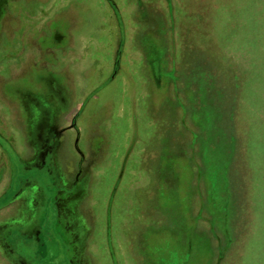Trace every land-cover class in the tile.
I'll use <instances>...</instances> for the list:
<instances>
[{"label": "rangeland", "instance_id": "rangeland-1", "mask_svg": "<svg viewBox=\"0 0 264 264\" xmlns=\"http://www.w3.org/2000/svg\"><path fill=\"white\" fill-rule=\"evenodd\" d=\"M42 1L8 0L13 10L8 7L0 26L6 58L15 53L20 64H40L56 81L67 78L61 89L50 84V76L41 80L37 93L47 92L48 99L38 103L46 114L22 84L27 70H5V62L0 64L7 71L0 84L8 85L0 114L13 119L7 100L15 98L30 138L43 148L60 144L53 162L48 153L33 159V150L20 157L15 146L24 147V130L10 142L0 135V221L10 219L15 224L9 230L18 229L11 232L14 254H26L31 264H77L70 255L79 241L72 243L70 223L64 227L70 215H58L57 196H66L57 193L58 176L65 184L78 176L74 189L84 188L85 198L100 207L114 189L108 168L123 159L111 206L115 235L134 216L149 225L144 247L138 231L132 233L133 248L140 249L135 264H147L146 255L151 264H264V0H113L126 43L111 81L106 74L116 53L118 59L122 36L108 2L47 0L51 6L54 1L53 15L44 19L45 27H35V7ZM24 9L32 11L29 17L19 13ZM17 19L27 29L17 27ZM20 32L21 47L12 42ZM67 42L72 44L63 52ZM51 50L58 56L52 68ZM93 87L99 91L84 115L90 136L101 140L95 153L103 155L93 168L101 171L94 180L86 170L94 150L73 141L62 151L65 136L72 135L64 120L68 108L76 94ZM92 106L97 113L91 114ZM81 127L82 121L69 126L75 136ZM168 132L170 144L194 141L192 158L185 146L183 153L166 146ZM155 155L161 156L156 166L149 158ZM91 205L90 211L101 216L102 209Z\"/></svg>", "mask_w": 264, "mask_h": 264}, {"label": "flooded vegetation", "instance_id": "flooded-vegetation-1", "mask_svg": "<svg viewBox=\"0 0 264 264\" xmlns=\"http://www.w3.org/2000/svg\"><path fill=\"white\" fill-rule=\"evenodd\" d=\"M103 1L108 2L109 6L111 7V11L113 12L114 17H116L115 20H116V23L118 25V31L120 32V35H119V38H120L121 27H120V22L118 20L117 15L120 16L119 18L121 19L122 22H123V19H122L121 14H120L119 7L115 3V1H113V0H110V1L109 0H103ZM44 6L49 7L50 10L46 9V10L39 11ZM8 7H9V10H13V8L10 7L8 0H0V26L4 20L2 18L8 12ZM53 7H54V1H53V6H51L47 0L42 1V5L40 6V8L35 7V9H37V12H38V13H36L37 16H34V18H35L34 23L36 24L35 27L38 24H40L41 27L46 26L44 24V19H48V18L52 17ZM30 12H32V11L29 9H24V12L21 11L19 13L20 14L21 13L27 14V17H29L28 14ZM25 19H27V18H25ZM17 20L18 21L15 22L17 27H19V28L23 27L22 29H27V28H24V24L19 19H17ZM38 27H39V25H38ZM122 27H123V24H122ZM125 37H126L125 29H123V39L121 40L122 47H121V50L119 51L118 63H116L117 62L116 61L117 53H116L114 61L112 62V68H111L112 72L109 74H106V79H110V81L115 79L116 75L119 73V70L121 68V57H122L124 45L126 43ZM12 38L15 39V41L13 40L12 42L13 43L14 42L19 43V46L21 47L20 39L23 38L22 32H20V34L18 36H15V35L12 36ZM8 44H9V46H11V43H8ZM71 44L67 42V45H66V43H64V46L65 45L66 46L63 47V52H64V49L66 47L70 46ZM74 44H78V42L74 43ZM12 46H14V45H12ZM4 47H6V46L4 45L3 48H1L2 50L0 49V64L5 62L3 64L5 70L8 67L10 69H13V70H19V68H21L22 71L27 70V73H25V74L22 73L23 74L22 78H24V77L26 78V82H23L22 84L26 85L29 98L30 99H36V104L38 106H40L38 103V100L45 101V104H46L47 99H48V93L47 92L37 93V92L40 88L41 80H47L48 77L50 76L49 73L46 71V73L43 74L42 72L45 69L40 67V64H37V63H34V65L20 64V56L19 57L15 56V53H10L8 55L9 59L6 58L7 53L5 50L6 48H4ZM51 51L53 53L48 54L49 59H51V61L53 62V64L50 65V67L58 64V60L56 59L58 57L57 54L54 52V50H51ZM10 58H13V59L10 60ZM60 68L61 67L59 66L58 72L60 71ZM6 72L7 71H4L0 67V80L2 77H4L1 73H6ZM20 73L21 72H19L18 74H20ZM112 73H113V76L111 77ZM7 76L9 78V75H6V77ZM50 78H51V80H49L50 84L51 85L52 84L57 85V87H59V89H61L60 86L64 84V80L67 79V78L63 77L62 75L58 78V81H56L55 75L53 77L50 76ZM110 81H109V83H110ZM6 87H8L7 81H3L2 84H0V93H1L0 98L1 99H4L5 97L7 98ZM31 87H33V88H31ZM88 90H87V92H84L82 94H76L74 96V99H73V102L71 103L70 108H68V111H67V114H66L64 120L68 121L70 123L69 125H67V128H68L67 130L72 135L65 136L66 140L64 141L65 144L64 143L62 144V148H63L62 151H63V153H64V151L65 152L68 151V149H66L67 147H65L67 144H68L69 148L71 149L72 148L71 144H73V141L84 143V145H85L84 148H86V146L88 145L92 150H94V152L92 154L91 163L86 168V170L89 172V179L91 176V178L93 177V180H94L95 175L91 174V172L94 170L93 168L95 167L94 161L97 160V157L99 159L100 156L103 155V154H96L95 153L96 152L95 146L100 145L101 140L99 139V137H98L97 141L95 140L97 135L90 136L91 135V127L89 126V122H88L87 118L85 117L84 112H85V109L87 108L88 104L90 103V100L98 94L99 90H97L96 87H93L89 91ZM93 90H96L97 93L95 92L92 94V92H91L89 95V92L93 91ZM33 92H36V94H34ZM51 93H53V91H51ZM32 96L33 97L35 96V98H32ZM79 97H82V98H79ZM62 98H64V97H62ZM7 102H8V104H11V109L13 111V115H12L13 119H11V117H7L6 114H0V135L10 142L11 140H14V138H16L17 135L19 133H21L22 130H24V135L22 134V136L25 138L24 142H22L24 144V147L20 146V143L18 144V146H17V144L15 146V148H16L15 151L20 155V157L23 155L29 154L30 151L33 150L32 151V158L33 159L37 158V156L39 157V156H42L43 154L48 153V154L53 155V162H55L56 161V153H57V150H58L60 144L57 145V142H56L55 144H50V146L46 145L44 148H43V146H40L37 143V140L30 138V136L28 134V128L26 127L28 125H26L24 123L27 120V119H24L26 114L22 113L23 108H22V106H20L19 101L17 102V100L15 98H9L7 100ZM95 107H96V105H95ZM0 108H1V105H0ZM42 109L43 108L40 106L39 112ZM43 110H45V109H43ZM94 110H95V112H94ZM98 110L99 109L96 110L94 108V106H92V113L91 114H93V112L97 113ZM45 112H46V110H45ZM46 114H47V112H46ZM79 121H82L81 129H83V132L79 133L77 136H75L74 133L70 130L69 126H71L72 123H78ZM175 130H176V128L174 127V131ZM177 134H178L177 137H179L180 134H181L180 137H182L183 136L182 130L179 129V131H178V129H177ZM19 138L17 140H20ZM69 138L72 139L71 142H69ZM166 141H167V142H165L166 146H168L169 148L170 147H176L178 150H180L179 152H181V153H183L182 149H183V146H185L188 149V151L190 152V158L193 157L192 154H194L196 147L193 148L192 145L193 144H194V146H196V145H195L194 141H191V139L188 141L189 143H186V144H184L183 141H179V140L177 141L178 144H174L173 142L170 144L171 137H170L169 132H168L167 137H166ZM102 144L104 145V143H102ZM173 145H176V146H173ZM104 150H105V147H104ZM162 152L163 151H160V155L162 154ZM70 153H72V152H70ZM72 154L74 155V153H72ZM152 156L151 157L149 156V158L152 161V164L155 163V166H156L157 165V159L159 160V158L161 156H159V155H155V157H152ZM122 161H123V159H120V165H118V167L113 166L111 168H108L109 172L106 173V176H107V179H111V178H112V180L114 179V189L112 190V192L110 194H107L106 199H105V203L100 205V207H98L99 205L97 204L96 201L94 203L92 199L88 200V198H85V196L83 195V192L84 191L86 192L85 189H83V188L82 189L81 188L80 189H74L73 182L78 179V176L74 175L72 177V179L70 180V182H68V183L66 182L67 184H65L63 175L58 176V175H60L59 172L56 173V174H58L57 175L58 180L61 182L60 189L58 190L57 193H59V192L63 193L64 192V194L66 195L65 197H62L63 194L61 197L57 196L56 203H57V206L59 209L58 215H62L65 213L67 215L68 214L70 215L69 221H67L65 219L64 227H66L70 223L71 225L69 227H67L66 229L69 228L68 232L74 231L73 235L76 233V237H78L77 241H79V246L73 252V254L70 255V258L71 259L73 258L74 261L76 260L77 264H135V262L137 261V259H135V253H136L135 250L138 251L139 248L138 247L135 249L133 248V242H134L135 237H134V235H132V233L134 234V232L136 230L138 231V235H137L138 236V242L142 243L141 246H143V247L145 246V244L143 243V235L148 230L149 225L148 224L145 225V222H143V221L139 222V219L136 216H134L135 218L133 220H130L129 222H125L121 228V231L118 230L116 235H115L116 231L114 230V219H112L113 212H112L111 206H113L115 204V196L117 193L116 188L119 185L116 182H118V183L121 182V179L123 176V170L125 169V166L121 165ZM161 167H163V165ZM157 168L158 167H156V169ZM81 170H83V169H81ZM97 170L101 171V169H96V171ZM157 171H158V169H157ZM158 174H159V172H158ZM187 184L191 188L190 183H187ZM185 193H189V192L185 191ZM15 196L18 197L19 200H20V198L23 197V195H20L19 193H17V195H15ZM55 196L53 195V198H55ZM178 196H179V194H178ZM72 198L73 199L75 198V199L72 200ZM72 201H73V203H72ZM79 201L81 203L78 206ZM89 202H90V204H89ZM91 204L96 205L98 212H99V208L102 209V215L101 216H99V214L96 216L94 214L93 210L87 211V209H90L92 207ZM64 211H65V213H64ZM17 212H20V208L17 210ZM80 213H85V214L87 213L88 214L87 225L85 227L82 224V226H81L82 229H80L78 226L79 222H81ZM184 215H185L184 213L180 214V216L182 218H184ZM7 220L3 219L0 221V264H31V263L27 262L29 260H26V258L23 257L26 254H24V255L22 254L23 256H21L20 253L14 254V250H16L17 248L16 247L14 248V245L12 244V242L14 241L12 239L14 234H12V233L13 232L17 233L16 231H18V229L15 227V229L9 230V226L14 225L15 223L12 222L10 224L9 223L10 219L8 221ZM162 220L159 219L158 221L163 224ZM200 220H201V216L200 217L196 216L195 221H198L197 223H199ZM197 223H196V225H197ZM138 225H140L139 230H138ZM150 225H152V224H150ZM144 226H147L146 230L143 228ZM154 226L156 228H159V226H156V225H154ZM142 228H143V230H141ZM107 231L109 233H107ZM111 231L114 233H112ZM7 234H8V236H5ZM95 235H96V237L98 235L99 236L96 238ZM23 238H25V237H23ZM5 240L7 241L8 244L5 243ZM9 242H10V244H9ZM39 245H41V243ZM41 246L43 247V245H41ZM42 247H39V249H38L39 253H41ZM75 248H76V246H75ZM139 252H140V249H139ZM85 253H87L89 255L90 259H89V257H86V260L84 259ZM103 256H104V258H103ZM145 260H146L147 264H151V259H150L149 255L145 256Z\"/></svg>", "mask_w": 264, "mask_h": 264}, {"label": "crops", "instance_id": "crops-1", "mask_svg": "<svg viewBox=\"0 0 264 264\" xmlns=\"http://www.w3.org/2000/svg\"><path fill=\"white\" fill-rule=\"evenodd\" d=\"M162 19V18H161ZM69 59H70V57H69ZM70 62V61H69ZM70 63H72V62H70ZM71 138H69V142H71ZM91 174L92 175H96L97 174V171L96 170H93L92 172H91ZM69 182V181H68ZM65 183V182H64ZM84 189V188H83ZM84 191V190H83ZM81 202L79 201L78 202V206H79V204H80ZM90 208V207H89ZM87 211H90V209H87ZM88 213V212H87ZM85 214V213H80V216H81V222H79V224H78V226H79V228L80 229H82L81 228V226H82V224L86 227V225H87V218H88V214ZM70 233V235H71V237L74 239V240H72V242L74 243V241L75 240H78V237H76V233L73 235V232H69ZM68 240V239H67Z\"/></svg>", "mask_w": 264, "mask_h": 264}, {"label": "water", "instance_id": "water-1", "mask_svg": "<svg viewBox=\"0 0 264 264\" xmlns=\"http://www.w3.org/2000/svg\"><path fill=\"white\" fill-rule=\"evenodd\" d=\"M109 1H110V0H109ZM117 16H118V20H119V22H120V27L123 28V27H122V21H121V19L119 18L120 16H119V15H117ZM121 34H122L121 36H122V39H123V29H121ZM121 44H122V43H121ZM121 47H122V45H121ZM120 50H121V48H120ZM118 57H119V55H118ZM116 63H118V59H117V62H116Z\"/></svg>", "mask_w": 264, "mask_h": 264}]
</instances>
